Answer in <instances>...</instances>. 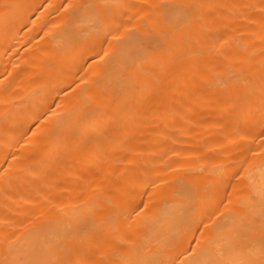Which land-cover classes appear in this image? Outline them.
Returning a JSON list of instances; mask_svg holds the SVG:
<instances>
[{
	"label": "bare ground",
	"instance_id": "1",
	"mask_svg": "<svg viewBox=\"0 0 264 264\" xmlns=\"http://www.w3.org/2000/svg\"><path fill=\"white\" fill-rule=\"evenodd\" d=\"M0 264H264V0H0Z\"/></svg>",
	"mask_w": 264,
	"mask_h": 264
}]
</instances>
